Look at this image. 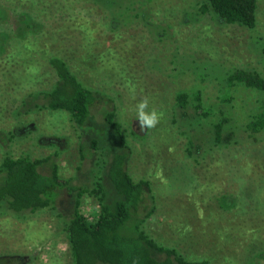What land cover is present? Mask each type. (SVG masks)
Instances as JSON below:
<instances>
[{
    "label": "rangeland",
    "instance_id": "1",
    "mask_svg": "<svg viewBox=\"0 0 264 264\" xmlns=\"http://www.w3.org/2000/svg\"><path fill=\"white\" fill-rule=\"evenodd\" d=\"M201 1L0 0V164L5 154L53 156L62 180L91 189L100 176L113 197L101 161H110L117 149L104 120L114 110L131 151L128 171L152 186L147 234L191 261L264 264V142L214 148L195 155L196 162L183 132L207 149L217 116L199 119L192 108L185 113L176 105L179 92L199 91L217 114L229 70L264 74V0H258L253 30L201 14ZM53 58L67 62L100 96L85 131L76 132L68 114L45 108V93L58 81ZM234 96L228 116L244 123L257 96L243 89ZM145 98L148 111L163 115L154 128L142 130L136 106ZM99 208L95 198L82 200L81 211L91 220ZM5 258L73 264L62 224L46 212L0 214Z\"/></svg>",
    "mask_w": 264,
    "mask_h": 264
},
{
    "label": "trees",
    "instance_id": "2",
    "mask_svg": "<svg viewBox=\"0 0 264 264\" xmlns=\"http://www.w3.org/2000/svg\"><path fill=\"white\" fill-rule=\"evenodd\" d=\"M198 4L201 14H209L228 25L250 30L257 26L258 0H202ZM49 63L58 81L45 93V108L68 114L76 132L87 130L101 100L98 92L83 84L63 59L53 58ZM224 81L218 99L222 107L217 108V114L213 107L206 108L199 91L179 92L176 96L177 107L185 113L192 108L199 119L217 116L211 123L207 149L202 140L194 139L195 135L183 132L188 139V156L196 162L199 158L195 155L209 153L214 148L241 144L242 140L253 144L264 142V74L255 69L234 68L225 74ZM240 89L257 96L255 110L244 123L228 116L234 107V94ZM104 116L118 140L111 160L101 161L107 170L113 197L109 196L110 191L100 176L91 189L62 180L53 156L32 160L29 156L14 158L5 154L0 164V214L19 218L46 212L58 219L70 245L73 264H210L207 260H188L176 249L161 245L147 234L144 224L154 213L151 183L131 177L127 168L131 151L123 141L121 125L115 120L114 110ZM98 143L93 141L97 151ZM83 151L81 148L84 158ZM86 196L99 203L97 217L92 220L81 211ZM12 263L13 260L0 259V264Z\"/></svg>",
    "mask_w": 264,
    "mask_h": 264
},
{
    "label": "clouds",
    "instance_id": "3",
    "mask_svg": "<svg viewBox=\"0 0 264 264\" xmlns=\"http://www.w3.org/2000/svg\"><path fill=\"white\" fill-rule=\"evenodd\" d=\"M136 107L138 126L142 130L154 128L160 122L163 114L154 109L148 111L149 102L147 98L143 99Z\"/></svg>",
    "mask_w": 264,
    "mask_h": 264
}]
</instances>
